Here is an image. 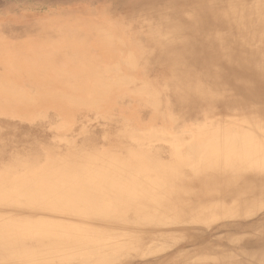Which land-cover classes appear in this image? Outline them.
I'll list each match as a JSON object with an SVG mask.
<instances>
[{"label": "rangeland", "instance_id": "rangeland-1", "mask_svg": "<svg viewBox=\"0 0 264 264\" xmlns=\"http://www.w3.org/2000/svg\"><path fill=\"white\" fill-rule=\"evenodd\" d=\"M205 10L218 20L210 23ZM47 20L66 21L67 38L53 42L39 27ZM186 50L195 51L180 69L176 57ZM210 56L215 57L211 64ZM244 61L264 66V0H0V169L9 167L10 177L0 182V190L21 189L4 192L9 200L0 203V223L13 230L77 228L76 234L107 245L64 247L44 262L16 258L0 264H264V247L251 246L264 245V170L240 171V181L223 184L219 178L226 173L214 168L206 184L192 177L203 166L161 165L187 163L191 145L213 139L235 145L252 140L264 147V132L253 129L256 122L264 127V119L250 116L256 105L235 107V92L228 88L224 96V86L209 79L228 70L236 74V84L250 87L251 76H242ZM191 63L194 69L187 71L205 73L200 109L209 112L197 108L193 118L172 106L168 91H162ZM121 95L136 99L139 120L153 112L163 121L153 128L145 127L146 121L145 126L127 124L122 115L130 100ZM48 103L53 107L34 106ZM69 155V162L62 160ZM141 156L149 161L144 171ZM84 171L93 178L85 180ZM215 173L220 177L213 178ZM129 176L130 186L122 189ZM123 191H132L133 204L126 211L117 206L105 217L47 210L57 202L71 206L83 192L97 193L96 205L108 200L117 205L125 199ZM205 192L208 200L195 199ZM138 205L142 211L135 210ZM166 207L170 211L161 210ZM137 217L151 218L146 225H164L147 230L154 238L143 247H108L144 232L116 223Z\"/></svg>", "mask_w": 264, "mask_h": 264}, {"label": "bare ground", "instance_id": "bare-ground-1", "mask_svg": "<svg viewBox=\"0 0 264 264\" xmlns=\"http://www.w3.org/2000/svg\"><path fill=\"white\" fill-rule=\"evenodd\" d=\"M209 10H205L204 16L207 17V19H210V23H214L213 19L218 20V17H216V13H211L208 12ZM215 15V16H213ZM212 21V22H211ZM215 21V22H216ZM244 26V24H243ZM166 27V25H165ZM167 28V27H166ZM169 29V28H167ZM186 37V36H185ZM188 53L186 55H179L176 57V65L178 68H183L182 63L184 60L189 57L187 56L188 54H191V51L194 52L195 50H186ZM184 58V59H183ZM212 58L215 57H208L209 61L208 63L211 64ZM182 59V60H181ZM256 62V60H254ZM246 63V64H245ZM243 64H245L246 71L242 73V76L244 77L243 80L248 79L251 76V79L253 81V85L250 87H244L242 84H236L234 79L236 74L232 73L230 71H225L223 72L220 70L219 72L213 73L209 79H213L216 81L217 84H222L223 91L226 92L227 89L230 88L232 91L235 93L233 96L235 97L233 100L234 106L235 107H240L245 108L250 104H255L256 107H254L253 112L256 113V115L253 113L250 116L255 117V119L260 120L261 117L264 119V66L260 67L257 64L253 63L254 65L251 66L248 61H244ZM163 65V64H162ZM250 66L253 71H250ZM186 70H177V78L173 81V85L169 87H163L162 91H168V97H170L171 104L172 106H177L178 108L181 109L182 114H187L188 117L193 118V113H196V110H202L206 114H208V110L205 109H200L201 103H204L205 98L202 97L203 90L201 88V85L203 84V80L205 79V73H193L192 71H187L190 69H194L192 63L184 66ZM166 78V77H165ZM169 78V77H167ZM212 80V81H213ZM58 88V87H57ZM61 89V88H60ZM213 89V88H212ZM93 91V90H91ZM115 91H119L118 89ZM128 91V90H127ZM132 91V90H129ZM122 92V91H119ZM180 92V94L177 95V93ZM185 92V93H181ZM210 92V91H209ZM134 94L133 92H131ZM163 95V94H161ZM165 96L167 94L164 93ZM177 95V96H176ZM206 97H213L215 94H209L205 93ZM66 95L64 94V97ZM122 96V95H121ZM164 96V97H165ZM223 96V97H224ZM135 97V96H134ZM162 99L163 96H161ZM115 98V97H114ZM121 100H125L126 98L118 97ZM112 99L111 101L115 103L117 100L116 98L113 99V97H110ZM161 99V100H162ZM126 100L128 101V104H126L125 109L123 111V117L122 120L126 121L127 124H132L135 123L136 125H144V122L146 124L145 127H158V125L161 123L162 118L158 114L151 113L149 115L147 120H139L140 118H143L142 113H139V109L135 108L134 102H136V99L134 98H129ZM110 101V102H111ZM189 101L188 103H192L191 105H185V102ZM197 102V104L195 103ZM113 104V103H112ZM163 104V103H162ZM83 105V104H82ZM118 105V104H114ZM165 105V102L164 104ZM34 106H39V107H53L48 104L44 105H34ZM76 105H60V107H75ZM113 106V105H112ZM171 106V107H172ZM18 107H26V106H18ZM59 107V106H58ZM163 107V106H162ZM117 108V106L115 107ZM159 110V109H158ZM164 112L167 111L163 108ZM172 110V109H171ZM61 113H65L66 109H60ZM105 110L102 113H104ZM173 112V111H172ZM179 112V111H178ZM107 113V112H106ZM250 114V113H249ZM117 115V114H116ZM204 117L206 115H203ZM202 116V117H203ZM207 117V116H206ZM147 118V117H146ZM254 121H257L255 120ZM178 120V119H177ZM176 120V122H177ZM183 120V119H182ZM185 121V120H184ZM201 122V120H200ZM169 125V123H168ZM175 125V123H174ZM177 126V125H176ZM139 127V126H138ZM137 127V128H138ZM174 127V126H173ZM259 127L260 132H258L257 128ZM262 129H261V128ZM140 128V127H139ZM176 129V127L174 128ZM173 129V131H174ZM254 132H258L259 134L264 132V127L263 125H260L256 122L255 127L253 128ZM129 131V130H128ZM125 135V134H124ZM126 136V135H125ZM127 137V136H126ZM195 143V142H194ZM203 143H196L193 144L189 147L190 152L193 154V157L191 161L184 163V162H179L177 161L176 163H170V164H161L165 166V168L168 166H173V168H181L183 166L188 167L187 165H194L196 166H203L205 167L203 171L201 172H196L192 174L193 180L197 181V183L203 182L206 183L209 181L210 177L212 176V173L214 172V168L217 170L220 169L222 171V174L225 172L219 180L223 182V184L226 183H233L240 181V179L244 176V171L248 175H253L256 172V170H264V158L260 155L264 153V147H261V144L253 143V141H246L243 142V144L235 145V144H227L223 143L222 139H213L209 140L206 142V144ZM241 150V154H238V150ZM187 150V148H186ZM217 150H220L221 153H217ZM263 150V152H261ZM217 155V157H216ZM73 155H69L68 158L62 159L65 162H69L72 159ZM148 156V159L150 160V156ZM258 156L261 158L259 159ZM144 158V159H143ZM145 158L146 156H141V161H139L140 166H147L149 161L146 162ZM256 158V159H255ZM258 158V159H257ZM189 159V158H188ZM190 160V159H189ZM92 163V162H91ZM159 164V163H158ZM157 164V166H158ZM160 165V164H159ZM84 166V165H81ZM144 167H139L141 171H144L146 168ZM179 166V167H178ZM194 168V166H192ZM247 168L248 170L246 171ZM110 169V167H106L105 170ZM112 169H110L111 171ZM109 171V170H108ZM105 172L107 175L109 172ZM241 171V173H240ZM85 172V171H84ZM115 175L118 176L119 171H113ZM68 173L67 175H69ZM59 175V174H58ZM58 175H52L54 177ZM85 180H89L93 178V174L85 172L83 173ZM100 175V174H99ZM218 177H220V174H217ZM216 173L213 178L217 177ZM189 174L187 175V177ZM60 177L62 175L60 174ZM9 177V167H2L0 169V182H3L4 180H8ZM22 178V177H21ZM69 180V178L67 179ZM66 180V181H67ZM217 179V181H219ZM65 181V182H66ZM129 181V182H128ZM128 181L126 182V185H123L121 188L125 189L128 188L132 181L131 176H129ZM1 184V183H0ZM32 184V183H31ZM3 188V187H2ZM4 189V188H3ZM21 189H15V190H0V203H4V200H9L8 194L10 192H17L20 191ZM120 190L117 192H113L114 194H117ZM6 192V193H4ZM28 192V191H27ZM34 192V191H33ZM25 193V191L23 192ZM38 194V193H37ZM123 196H125L124 200H119L117 201V205H112V200L108 201H100V205H96L94 200L96 198L97 193H88V192H83V196L81 194L80 197H77L78 195H73L75 198L72 202V205H67L65 207H62L63 205H53L52 207L47 208L48 212H51V210L57 212V213H66V209L68 208L70 211L75 212L79 217L80 216H86L89 219L94 218L96 215H101V217H105L107 215V212L114 211L116 212L115 208L120 207L126 211L128 207H130L133 204V200L136 198L135 195L132 193V191H123L121 192ZM13 195V194H12ZM28 195V194H27ZM39 195V194H38ZM210 195V194H209ZM206 192L205 193H199L195 197L198 201H206L208 200L209 196ZM211 196V195H210ZM14 196H11V198ZM17 197V196H15ZM222 196H220L221 198ZM228 195H224L222 199H227ZM27 198V197H26ZM16 200H19L17 198ZM29 202V201H28ZM115 202V201H114ZM141 203L140 201H138ZM116 203V202H115ZM187 207V204L180 205V211H183L184 208ZM28 209V208H27ZM141 206L138 205L135 210L136 211H142ZM170 207H166L164 209H161L162 211H170ZM196 209H193V214H197L198 211ZM2 212V211H1ZM32 214V213H31ZM151 218H142V217H137L135 219H125V220H120L116 219V223L118 225L124 226H134V227H142V230L144 231L143 233H138V234H130V236L124 237L122 240H116L111 245H108V247H131L132 245H135V247H143L142 244L146 240H152L154 238L153 232H148L151 227H154L157 223L160 225L162 222H151L146 225L145 222L149 221ZM80 219H77V221ZM115 220V219H114ZM112 220V221H114ZM77 221H74L76 223ZM1 222V220H0ZM73 222V221H69ZM126 223V224H125ZM156 223V224H155ZM128 224V225H127ZM78 226L83 225L82 223L76 224ZM143 227H147L146 229H143ZM15 228V227H14ZM77 228H66V231H51L44 226H33L30 227V229L24 228V227H17L16 230H13V227L8 225V223H0V261H11L20 259V260H27V261H41L44 262L45 260L53 259L54 256L59 255L64 252L65 248L64 247H84V244L86 245H92L93 247H98L101 249L102 247H107L106 246H100V243L94 244L92 240H89V237L84 238L83 235L80 233H77ZM75 242L78 244L76 245ZM252 247H264V245L259 244L257 241H255L253 244H251ZM249 246V247H251ZM250 255H252L251 252H249Z\"/></svg>", "mask_w": 264, "mask_h": 264}, {"label": "crops", "instance_id": "crops-1", "mask_svg": "<svg viewBox=\"0 0 264 264\" xmlns=\"http://www.w3.org/2000/svg\"><path fill=\"white\" fill-rule=\"evenodd\" d=\"M73 12V11H72ZM66 21L63 20H47L45 21L41 26V28H44V32H48L50 35V39L55 42V40L63 39L68 36V31L66 30L68 28V25H66ZM72 27L79 28V26L72 25ZM36 28V27H35ZM40 34H42L41 31H39ZM62 32H66L65 35H61ZM79 30L73 31V33L79 34ZM55 34H58V36H55ZM63 34V33H62ZM67 38V37H66ZM62 42V41H61Z\"/></svg>", "mask_w": 264, "mask_h": 264}]
</instances>
